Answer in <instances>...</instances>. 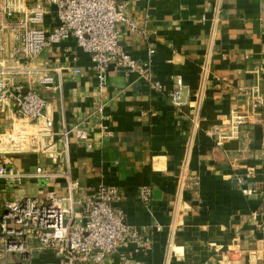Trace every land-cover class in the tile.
I'll list each match as a JSON object with an SVG mask.
<instances>
[{
	"label": "crops",
	"instance_id": "obj_1",
	"mask_svg": "<svg viewBox=\"0 0 264 264\" xmlns=\"http://www.w3.org/2000/svg\"><path fill=\"white\" fill-rule=\"evenodd\" d=\"M119 1L137 26L135 32L121 26L119 45L134 59L149 62L161 88L155 90L149 80L114 66L107 68L99 88L90 54L74 37L50 44L30 65L40 75L52 76L53 86L46 88L34 74L19 79L43 97V114L53 120L59 146L64 129L79 123L87 129L92 148L70 134L67 162L60 156L53 162L41 150L0 154V159L24 171L40 164L51 165L55 173L68 167L79 183L78 199L100 184L117 187L121 199L115 205L125 222L153 237L148 254H133L138 263L264 264V230L259 228L264 222V0ZM55 20L54 7H49L44 28ZM2 39V55L8 56L14 42L8 31ZM178 82L184 98L180 107L168 98ZM251 85L258 86L263 98L262 123L241 127L237 138L217 145L207 131H226L227 116ZM100 115L104 132L97 125ZM13 117L0 116V131ZM188 147L186 169L199 184L197 190L179 194ZM246 173L259 186L253 195H244L230 181ZM65 184L57 175L5 188L3 196L43 200L47 191L65 195ZM141 187L151 189L148 202L140 197ZM172 224L173 245L167 251ZM132 249L130 243L123 248ZM117 261L115 254L106 258L108 264ZM56 262L53 251L35 242L23 254L0 250V264Z\"/></svg>",
	"mask_w": 264,
	"mask_h": 264
},
{
	"label": "built area",
	"instance_id": "obj_2",
	"mask_svg": "<svg viewBox=\"0 0 264 264\" xmlns=\"http://www.w3.org/2000/svg\"><path fill=\"white\" fill-rule=\"evenodd\" d=\"M54 7L55 23L44 28V16ZM137 31L135 21L125 13V2L119 0H0V116L13 115L9 124L0 131V154H16L41 150L56 162L62 157L67 162L69 135L92 148L88 131L76 123L61 133L60 146L54 139L53 120L43 114L44 99L31 86L19 78L34 74L36 81L49 88L54 78L39 74L31 67L32 61L46 46L59 43L70 36L78 46L90 54L91 68L98 80L99 88L106 81L107 68L114 66L126 72H134L150 81L155 90L160 83L152 78L148 61L131 57L119 45L121 26ZM9 32L14 45L8 56L2 33ZM153 53V49L149 50ZM204 72L207 65L202 66ZM76 73L80 72L75 68ZM244 99L232 109L226 118V131L207 135L215 137V143L237 138L241 127L262 123L263 98L257 85L247 86ZM173 106L184 103L181 82L168 93ZM103 117L100 115L99 120ZM102 120L97 125L105 131ZM189 147L186 151L179 181V190H197V176L186 169ZM68 166V165H67ZM51 165H37L33 171L19 170L0 159V250L6 254H23L35 242L40 249L55 253L56 264H108L106 258L117 255V264H143L133 258V254H148L152 249L153 237L125 222L122 210L115 204L121 194L117 187L100 184L83 199L75 198L78 181L70 176L68 167L54 172ZM65 178L66 194L56 195L47 191L44 199L37 196L4 198V189L24 187L26 182ZM230 181L239 187L244 195H253L259 186L250 173L235 174ZM140 197L148 202L149 187L139 188ZM77 208L78 211H77ZM78 218V219H76ZM264 230V222L259 224ZM160 226L156 230H160ZM131 251H124L127 244ZM173 245V224L167 243V251Z\"/></svg>",
	"mask_w": 264,
	"mask_h": 264
},
{
	"label": "rangeland",
	"instance_id": "obj_3",
	"mask_svg": "<svg viewBox=\"0 0 264 264\" xmlns=\"http://www.w3.org/2000/svg\"><path fill=\"white\" fill-rule=\"evenodd\" d=\"M42 198V197H41Z\"/></svg>",
	"mask_w": 264,
	"mask_h": 264
}]
</instances>
